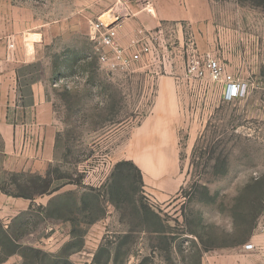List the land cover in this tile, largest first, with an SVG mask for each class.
Segmentation results:
<instances>
[{"label": "rangeland", "instance_id": "obj_1", "mask_svg": "<svg viewBox=\"0 0 264 264\" xmlns=\"http://www.w3.org/2000/svg\"><path fill=\"white\" fill-rule=\"evenodd\" d=\"M209 6L204 25L166 24L151 32L155 52L120 72L101 64L96 42L78 34L71 45L78 57L59 60L48 87L58 130L54 161L42 174L0 171V186L10 194L34 199L56 187L62 192L13 224L19 244L40 253L25 261L1 254L0 264H180L193 254L200 264H227L231 256L240 264L261 263V253L244 246L264 249V0H209ZM190 48L244 82L243 96L226 103L220 86L206 91L185 82L180 73ZM168 77L176 79L188 116L178 136L180 187L158 201L147 185L166 177L154 176L157 155L145 152L155 140L132 143L127 130L109 138L106 132L131 125V118L139 125L152 102H168ZM124 158L141 168L142 186L125 184L130 200L115 207L106 193ZM142 204L161 222L146 221Z\"/></svg>", "mask_w": 264, "mask_h": 264}, {"label": "crops", "instance_id": "obj_2", "mask_svg": "<svg viewBox=\"0 0 264 264\" xmlns=\"http://www.w3.org/2000/svg\"><path fill=\"white\" fill-rule=\"evenodd\" d=\"M103 17L116 26L118 44L127 47L166 24L204 25L210 19V6L209 0H0V171L42 174L54 161L58 130L48 98L51 77L59 74V60L78 57L71 46L78 34L91 43L90 24ZM175 80L168 77V102H152L150 114L139 125L131 118V125L121 123L106 132L109 138L127 130L132 143L142 136L155 140L145 152L157 155L153 169L159 174L154 176L166 177L147 185L158 201L168 199L181 184L178 136L188 112L186 102L177 100ZM60 192L28 199L0 190V223L12 230L32 205L45 208ZM239 261L231 256L227 264Z\"/></svg>", "mask_w": 264, "mask_h": 264}, {"label": "built area", "instance_id": "obj_3", "mask_svg": "<svg viewBox=\"0 0 264 264\" xmlns=\"http://www.w3.org/2000/svg\"><path fill=\"white\" fill-rule=\"evenodd\" d=\"M90 30L93 32L92 36H94L91 39L96 42L95 50L98 60L111 72L124 71L130 65L142 60L145 54L155 52L151 44L152 33H146L128 47H122L117 42L115 25L95 20L91 22ZM187 55V66L183 74L185 82L190 83L192 86L198 84L206 91L212 86H220L221 100L226 103L238 100L243 96L244 82L228 73L217 59L209 54H200L194 48H190ZM261 230L264 232V224L261 226ZM244 249L262 252L261 248L251 243L246 244ZM260 264H264V260Z\"/></svg>", "mask_w": 264, "mask_h": 264}, {"label": "trees", "instance_id": "obj_4", "mask_svg": "<svg viewBox=\"0 0 264 264\" xmlns=\"http://www.w3.org/2000/svg\"><path fill=\"white\" fill-rule=\"evenodd\" d=\"M127 167L131 170L124 171L123 169ZM132 171V172H131ZM134 173V176L132 175ZM40 179V177H37V179ZM111 178V184L108 192L106 193L108 196V200L110 204L114 205L115 207L118 206V204L124 200L125 202H129L130 200V194L127 192L125 194L124 192V185L128 184L130 182L136 181L138 183V186H142L141 182V174L139 170L133 165L131 161H121L117 163L114 166L113 172L110 175ZM136 179V180H135ZM131 187V188H130ZM60 187H56L52 189L49 192H53L58 190ZM0 190L8 195H12L14 197H23L32 199L30 195L24 194V193H17V194H10L5 190L3 187L0 186ZM129 190L132 192V194H135L137 192L136 188L129 186ZM123 197V198H122ZM122 198V199H121ZM141 210H144L145 215L144 219L146 221H155L157 223H160L159 215L150 209H148L144 204L140 207ZM15 235V236H14ZM13 235L12 230H5L0 223V255L5 256H12V255H19L23 261H25L28 257V253H40L38 250H34L32 248L23 247L19 244V240L21 239V235ZM165 239V238H163ZM168 241H170V237L168 234ZM193 256H196L193 254ZM190 257V259L185 262V260H182L183 262L180 264H200V257ZM1 261V260H0ZM24 264V262H23ZM69 264V263H65Z\"/></svg>", "mask_w": 264, "mask_h": 264}]
</instances>
